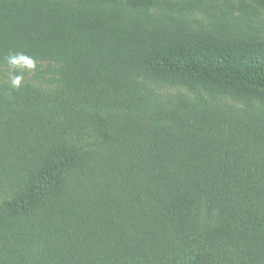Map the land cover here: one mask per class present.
<instances>
[{
    "label": "trees",
    "instance_id": "16d2710c",
    "mask_svg": "<svg viewBox=\"0 0 264 264\" xmlns=\"http://www.w3.org/2000/svg\"><path fill=\"white\" fill-rule=\"evenodd\" d=\"M161 1L0 0V264H264V41Z\"/></svg>",
    "mask_w": 264,
    "mask_h": 264
},
{
    "label": "rangeland",
    "instance_id": "374dc122",
    "mask_svg": "<svg viewBox=\"0 0 264 264\" xmlns=\"http://www.w3.org/2000/svg\"><path fill=\"white\" fill-rule=\"evenodd\" d=\"M162 8L170 6L171 9L191 6L189 10L181 11L180 18L193 28L213 26L227 17L233 24H240L242 34H253L264 41V12L257 10L256 6L246 0H164L160 2ZM157 11L153 9L152 11ZM158 12H161L160 9ZM173 14H177L172 12ZM33 71L17 64L15 67L7 66L0 70V80L16 82L18 79L33 80ZM16 75V77H15ZM165 91L174 92L173 89L162 87Z\"/></svg>",
    "mask_w": 264,
    "mask_h": 264
}]
</instances>
